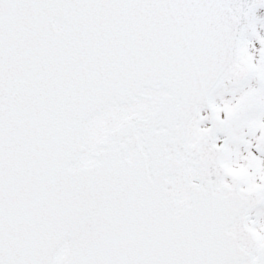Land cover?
<instances>
[{"label": "snow or ice", "instance_id": "snow-or-ice-1", "mask_svg": "<svg viewBox=\"0 0 264 264\" xmlns=\"http://www.w3.org/2000/svg\"><path fill=\"white\" fill-rule=\"evenodd\" d=\"M0 264H264V0H0Z\"/></svg>", "mask_w": 264, "mask_h": 264}]
</instances>
